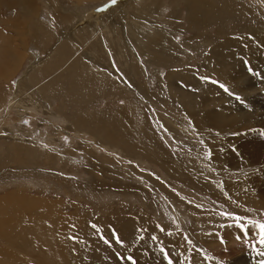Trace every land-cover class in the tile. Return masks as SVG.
I'll list each match as a JSON object with an SVG mask.
<instances>
[{"label": "rangeland", "instance_id": "rangeland-1", "mask_svg": "<svg viewBox=\"0 0 264 264\" xmlns=\"http://www.w3.org/2000/svg\"><path fill=\"white\" fill-rule=\"evenodd\" d=\"M101 1L85 0L79 9L75 0H33L39 14L35 20L51 30L47 40L42 32L20 38L8 29V20L22 22V8L14 7L13 11L1 4L0 33L4 36H0V48L7 34L16 49L19 47L14 64L20 62L7 80L0 78V196L14 191L26 197L48 198L67 205L65 213L86 214L89 230L97 239L94 251L98 256L87 253L76 259V264H132L128 259L131 255L138 264H169V260L187 264L194 255L206 258L207 264H264V59L260 54L237 53L229 42L256 34L262 43L264 0H204L216 10L202 11L205 26L187 22L183 0H127V13H116L115 20L131 18L134 23V15L156 16L154 23L160 29L152 25L150 37L157 41L123 34L120 24L112 30L110 43L124 53L117 44L130 37L134 45L147 49L150 60L134 51L109 56L100 41L88 42L92 32L87 23L92 19L73 20V11L90 10ZM119 2L122 0L108 7L112 9ZM77 42L80 48L85 47V56L88 50H97L106 57L103 65L114 62L133 85L141 84L149 94L138 96L118 81L122 77L110 66V72L90 68L75 54ZM51 45L54 50L46 57ZM168 45L174 49L168 50ZM233 54L238 64L232 66L228 63ZM231 73L232 79L226 77ZM121 107L131 111L127 128L115 122L109 129L103 115ZM203 111L222 113L223 118L235 122L220 130H198L182 120L187 113ZM92 114L96 117L91 121ZM165 159L167 167L161 165ZM5 161L9 162L3 166ZM3 168H7L5 172ZM94 179L97 189L90 185ZM6 211L3 215L10 217ZM22 221L11 226L16 241L39 236L21 230L30 222ZM78 234L71 227L66 236L83 251L91 248L88 233ZM0 247L9 248L2 241ZM195 249L205 256L192 254ZM11 250L21 263L37 264L31 254L24 258V252ZM27 250H34V246L28 245ZM9 259L0 258V264H18L17 259Z\"/></svg>", "mask_w": 264, "mask_h": 264}, {"label": "bare ground", "instance_id": "bare-ground-1", "mask_svg": "<svg viewBox=\"0 0 264 264\" xmlns=\"http://www.w3.org/2000/svg\"><path fill=\"white\" fill-rule=\"evenodd\" d=\"M90 1H94V0H86V2H90ZM132 3H140L141 0H131ZM130 1V2H131ZM146 1V0H145ZM144 1V2H145ZM148 1V0H147ZM146 1V2H147ZM58 2V1H57ZM75 2L78 5H76L75 7L77 8H81V4L80 3H85V0H75ZM172 2V1H171ZM183 2L186 4L187 8V22H192L193 24H196V26H202L204 24V21H201V16L205 15L202 13V11L207 10L213 13V11L216 12V10H213V5L209 8V5L206 4V2L204 0H183ZM127 3V0H122V2H119L117 4H115L112 9L109 8L108 6L105 8L106 11H104L105 9H103V11H100L98 9L91 7L92 9L88 10L85 9L83 11H80L78 9H76L75 11H73L74 13V18L73 20L77 19H82V18H89L92 19V21H90L89 23H87V28L90 30V32H92V36L91 38L88 40V42L90 43L91 40L92 41H100L101 45H102V50L105 51V53H107V55L111 56L110 53L113 54V52L115 53V55H117V57L120 54H124L126 52L129 51H134L135 53H144V55L142 57H148L150 60V55L149 52H147L146 48L144 47H140L137 43V45L133 44V40L130 37L128 38L126 37V42L123 41L122 44H117V47H122L124 48V53L123 50L121 51H117L116 48H114L113 44H111L110 42L113 40V32L112 30H115L114 28H116L118 25L122 24L121 26L123 28H121L120 31H123V34H127L130 33L132 34L133 38H137V39H146L149 41L151 40L152 43L156 42L157 39H153L151 36V27L152 25H155L156 29H160L158 27V25L156 23H154V19L156 18V16H154L155 14L157 15L159 13V11L154 12L155 14L153 15L154 18L149 15V16H145L142 14V16H132V19L134 20V23H132L131 18L130 21H127L126 19L123 22H118L117 20H115V15L116 13H118L119 15H122L123 12L126 14V7L125 4ZM1 4L5 7H7L9 10H13L14 7H18V8H22L21 10V14H19V11L17 14H19L22 17V22H18L19 24H16V20L10 21L8 20V23L5 24L7 26V28H11V30H14L15 33H17L18 35H32V32H42L43 35V40H47L48 37L51 36V30L48 26H45L46 24H41L40 22L36 21V14L37 13V8L34 7L33 5V0H12V2L10 1H6L0 0V6ZM151 4V3H150ZM153 4V1H152ZM147 5V4H146ZM2 6V7H3ZM56 7V6H55ZM148 7V5H147ZM152 7V6H151ZM159 7V6H157ZM150 8V7H149ZM155 8V7H154ZM215 8V7H214ZM219 8V7H218ZM111 9V10H110ZM141 9H145V8H140ZM15 10V9H14ZM13 10V11H14ZM88 10V11H87ZM218 10V9H217ZM162 11V10H161ZM221 11V9L219 10ZM225 11V10H224ZM104 12V13H103ZM106 12H109L108 14L110 16H112L110 18V20L108 19L109 15L107 16ZM214 14L216 16L219 15V18H224L220 12L219 13H215ZM223 12V11H222ZM221 12V13H222ZM105 14L104 16H101L102 14ZM148 13V12H147ZM146 13V14H147ZM197 13V14H196ZM225 13H227L225 11ZM225 13H222L223 15H225ZM16 14V15H17ZM140 14V13H139ZM14 16V17H18V16ZM220 15L222 17H220ZM229 15V14H228ZM2 16V15H1ZM19 16V17H20ZM39 16V14H38ZM206 16V15H205ZM226 16V15H225ZM114 17V18H113ZM175 17V16H174ZM204 18V16H203ZM202 18V19H203ZM207 18V17H206ZM211 18V17H210ZM214 18V17H213ZM15 19V18H14ZM216 19V17H215ZM153 20V22L151 21ZM211 20V19H210ZM220 20V19H219ZM3 21V20H2ZM87 21V20H86ZM4 22V21H3ZM31 22V23H30ZM71 24V23H70ZM32 26L33 29H31L30 27ZM188 26H190L188 24ZM205 26V25H204ZM193 28V26H191ZM107 28V29H105ZM198 28V27H197ZM88 29H86L85 32V36H87L89 33ZM105 29V30H104ZM252 29V28H251ZM34 30V31H33ZM94 30V31H93ZM43 31L46 32V34H43ZM169 31V30H168ZM256 32V31H255ZM13 33V31H12ZM166 33V32H165ZM168 35H171L172 33L168 32ZM11 34V33H10ZM107 34L110 36V38L107 37ZM14 35V34H13ZM0 36H4L3 34L0 33ZM8 35L5 34L6 41L5 39H3V43L1 42V44H3V47L0 48V72L4 71V73H0V78H3V80H7L6 77H9V74L12 71H14V67H17V64L19 65L20 60H17V62H15L14 64V52H18L19 51V47L16 49L15 45L13 44L11 39H7L9 37H7ZM97 38H93L96 37ZM149 38H145L148 37ZM173 37V35H172ZM93 38V39H92ZM152 38V39H151ZM169 39V38H168ZM20 40V39H19ZM228 40H232V39H228ZM261 40V39H260ZM257 39L256 34L252 36V38H246V37H242L240 39L237 40V42L235 41H229L232 45L236 46V50L237 53L240 54H245L248 53L251 57H255V56H261V59H264V50L260 48V46L264 47V40L261 41ZM24 41V40H23ZM15 42V41H14ZM17 45H19L22 42H16ZM19 43V44H18ZM209 43V41H208ZM23 44V43H22ZM25 46V43L23 44ZM86 45V44H85ZM1 46V45H0ZM77 50L75 51V54L81 55L82 58H84V61H86V65H91L90 68L93 69H107L108 72L109 71V66L113 68L114 70V74L118 73L122 78L118 79V81H120L123 85L128 86L130 89H132L133 91H135L138 96L140 97H144L143 95H148L149 92H147V89H145L141 84L139 85V87H137V85H133L130 78L127 77L126 73L122 70V69H117V67L115 68V65L110 61V65H103L102 63L106 62V57L103 55H100L97 50L95 49H91L88 50L87 52V56H85L83 54V51L85 52V47L80 48V44L77 42ZM84 46V45H83ZM54 45H51L49 47V50L46 53V57H49L50 54L53 52L54 50ZM97 48V47H96ZM166 49V48H165ZM168 50H172L174 49V46H170L168 45L167 47ZM87 50V49H86ZM167 50V51H168ZM219 50V49H218ZM92 51V52H91ZM169 52V51H168ZM73 53V52H72ZM138 53H136L137 55H139ZM210 53V52H209ZM208 53V54H209ZM21 54V53H20ZM86 54V52H85ZM214 54V53H213ZM211 55V54H210ZM224 55V54H223ZM226 55V54H225ZM247 55V54H246ZM218 56V55H217ZM248 56V55H247ZM141 57V56H138ZM236 55L233 54V57H229V59L231 60L228 64L231 63L232 64H238V61L236 60ZM11 58V59H10ZM209 58V57H207ZM211 58V57H210ZM17 59V58H16ZM52 59V58H51ZM121 59V58H120ZM213 59V58H211ZM156 60V59H155ZM256 60V58H255ZM102 61V63H101ZM114 61V60H113ZM124 61V60H123ZM160 61V60H159ZM210 61V60H208ZM214 61V60H213ZM40 63V62H39ZM122 63V62H121ZM209 63V62H208ZM212 63V62H210ZM216 63V62H214ZM213 63V64H214ZM130 64V63H129ZM230 65V66H231ZM145 66V65H144ZM223 66V65H222ZM233 66V65H232ZM231 66V67H232ZM35 67V66H34ZM79 67V66H78ZM87 67V66H86ZM235 67V66H234ZM141 68V67H139ZM30 69V68H29ZM64 69V68H63ZM129 71V68H127ZM146 69V68H145ZM158 69V68H157ZM220 70V69H219ZM233 70V69H232ZM235 70V69H234ZM238 70V69H237ZM28 71V70H27ZM60 70H58L59 72ZM104 71V70H102ZM112 71V70H111ZM183 71V70H182ZM228 71V69H227ZM229 71H230V67H229ZM240 71V70H239ZM238 71V72H239ZM53 73V71H51ZM106 72V71H105ZM130 72V71H129ZM176 72V71H175ZM219 72V71H218ZM224 72V69H223ZM237 72V73H238ZM241 72V71H240ZM243 72V71H242ZM57 73V72H56ZM125 73V74H124ZM229 73V72H228ZM234 73V72H233ZM70 74V73H69ZM131 74V73H130ZM129 74V75H130ZM152 74V73H151ZM236 74V72L234 73ZM242 74V73H240ZM227 75V74H226ZM237 75V74H236ZM236 75H233L234 77ZM63 76V75H62ZM66 76V75H65ZM114 76V75H113ZM171 76V74H169V77ZM229 76V77H228ZM242 76V75H241ZM32 77V76H31ZM226 77L230 78L232 77V73L231 75H227ZM26 78V77H25ZM28 78V77H27ZM224 78V77H223ZM227 78V79H228ZM236 78V77H235ZM31 80V78H29ZM28 79V80H29ZM55 79V78H54ZM226 79V80H227ZM232 79V78H230ZM36 80V79H35ZM57 80V79H56ZM58 81V80H57ZM56 81V82H57ZM60 81V80H59ZM163 81V80H162ZM169 81V80H168ZM229 81V80H228ZM91 82V81H90ZM137 82V81H136ZM45 83V82H44ZM72 83V81H71ZM74 83V82H73ZM72 83V84H73ZM165 83V82H164ZM235 83V82H234ZM238 83V82H237ZM245 83V82H244ZM75 84V83H74ZM248 84V83H247ZM251 84V83H249ZM74 86V85H73ZM161 86V85H160ZM206 86V85H205ZM23 87V86H22ZM71 87V86H69ZM161 88V87H160ZM171 88V87H169ZM203 88V87H202ZM210 88V86H209ZM252 89H255L254 86L252 85L251 87ZM31 89V88H30ZM127 89V88H126ZM140 90V91H138ZM206 90V89H205ZM20 90H18L19 92ZM33 91V89H32ZM204 91V89H203ZM28 92V91H27ZM26 92V93H27ZM20 93V92H19ZM24 93V94H26ZM31 93V91H30ZM22 94V95H24ZM36 94V93H35ZM143 94V95H142ZM15 95V94H14ZM19 95V94H18ZM17 95V96H18ZM165 94H163L164 97ZM11 96V95H10ZM15 97V96H14ZM8 100V99H7ZM16 100V98H15ZM254 100V99H253ZM257 100V99H256ZM13 101V100H12ZM11 101V103H12ZM180 101V100H179ZM184 101V100H183ZM3 102V101H2ZM10 102V101H9ZM10 103V104H11ZM18 103V102H17ZM9 104V105H10ZM192 106V105H191ZM1 107H3L1 105ZM6 107V106H5ZM223 109V107H222ZM226 109V108H225ZM194 110V109H193ZM203 110V109H202ZM246 110V109H245ZM259 110V109H258ZM187 111V110H186ZM196 111V110H195ZM256 111V110H254ZM111 112L112 113L111 115ZM240 112V111H239ZM247 112V111H245ZM257 112V111H256ZM187 113V112H186ZM238 113V112H237ZM251 113V112H250ZM116 114V115H115ZM239 114V113H238ZM241 115V113H240ZM103 116H105L106 118H108V123L107 126L109 127V129L112 128V124L115 122H122V126L121 128L125 129L127 128V118L129 116H131V111L130 108H126V107H121L118 108L114 111H108L106 114H104ZM183 116V115H182ZM244 116V115H243ZM246 116V115H245ZM96 117V114H92V116L90 115V119L92 121L93 118ZM187 117V118H186ZM184 119V117L182 118V120L184 121L185 124H191L193 127H195L198 130L201 129H205L207 127H213L215 129H221L223 126H229L232 125L235 122V119H227V118H223V114L222 113H211L209 111H203V112H194V113H187ZM225 117V115H224ZM82 119H84L83 117H81ZM247 120V119H246ZM240 122H243V120H241ZM245 122V121H244ZM242 129V128H240ZM133 131V130H132ZM193 132H195V129H192ZM10 132V131H8ZM7 131L3 132V133H7ZM2 133V134H3ZM11 133V132H10ZM122 133V131H121ZM13 134V133H11ZM198 134V132H197ZM99 135L101 136V134L99 133ZM9 136V135H8ZM251 136V135H250ZM138 137V136H137ZM190 138V137H189ZM204 138V137H203ZM254 138V137H253ZM17 139V138H16ZM19 139V138H18ZM260 140V139H259ZM263 140V139H261ZM28 143L30 141L27 140ZM242 141V140H241ZM245 141V140H244ZM250 141V140H249ZM254 141V140H253ZM252 141V142H253ZM21 142V141H20ZM251 142V141H250ZM249 142V143H250ZM255 142V141H254ZM263 142V141H262ZM35 143V142H34ZM128 143V142H127ZM245 143V142H243ZM242 143V144H243ZM247 143V142H246ZM241 144V145H242ZM253 145H256L255 143H252ZM248 145V144H247ZM255 147V146H252ZM257 147V146H256ZM241 149V148H240ZM246 149V148H244ZM253 149V148H252ZM255 149V148H254ZM211 151V150H210ZM216 152H222V151H216ZM25 153V152H24ZM230 153V152H229ZM222 153H219V155L221 157H223L221 155ZM225 153H223L224 155ZM245 155V154H244ZM216 157V156H215ZM214 157V158H215ZM229 157V156H227ZM210 158V157H209ZM203 159V158H202ZM233 159V158H232ZM238 159V158H237ZM236 159V160H237ZM159 160H161L159 158ZM176 160V159H175ZM209 160V159H208ZM224 160V159H223ZM221 160V161H223ZM179 161V160H178ZM219 160H216V162ZM9 161H5L3 162V166H5ZM155 162V161H154ZM157 162V161H156ZM226 162V160H225ZM45 163H48V161H45ZM179 163V162H178ZM246 163V162H245ZM160 164V163H159ZM158 164V165H159ZM164 164L167 167V161L166 159L164 161L161 162V165ZM180 164V163H179ZM193 164V163H192ZM219 164V162H218ZM233 164V162H232ZM239 164V163H238ZM248 164V163H247ZM51 164H49L50 166ZM53 165V163H52ZM173 165V164H172ZM196 165V164H195ZM194 165V167H195ZM227 165V164H226ZM198 166V165H197ZM164 167V169L166 168ZM236 167V166H234ZM241 167V166H240ZM172 168V167H171ZM221 168V167H220ZM219 168V169H220ZM7 168H3L2 170H6ZM167 169V168H166ZM170 169V167L168 168ZM167 169V170H168ZM179 169V168H178ZM11 170V169H10ZM184 171V169H182ZM247 170V169H246ZM5 172V171H4ZM169 172V171H167ZM170 172L172 173H176L174 170L170 169ZM169 172V173H170ZM179 172V171H178ZM182 172V171H180ZM11 173V172H10ZM184 173V172H183ZM175 175V174H174ZM70 182V181H69ZM241 182V181H240ZM203 183V182H202ZM208 183V182H207ZM209 184V183H208ZM211 184V183H210ZM237 184V183H236ZM240 184V183H239ZM238 184V185H239ZM242 184V183H241ZM91 187L93 189H97L98 188V181L96 179H94L92 181V183L90 184ZM206 186V185H205ZM243 186V185H242ZM248 186V185H247ZM111 187V186H110ZM212 187V186H211ZM235 187V186H234ZM113 188V187H112ZM23 189V188H21ZM25 189V187H24ZM18 191V190H17ZM221 191V190H220ZM7 193V192H6ZM22 194V192H21ZM24 195V194H22ZM20 194H17V192L15 193L14 191L8 192L7 194L1 195L0 196V241L4 242L5 246L9 247L8 249H4L3 247H0V258L2 259V257H8L10 259H17V263L18 264H28V262H20L18 260V258L15 257L14 254H12V250H17V252H24V258H26L28 256V254L33 256V259L37 260V264H52V262L54 261L55 264H76V259L78 260V258H80V256H85L87 253H91V254H95L94 256H98L97 251H94V246L95 243L97 241L96 238L93 237L92 232L89 230V226L86 223L87 221V216L86 214H81L79 216H77L76 214L73 213H65L63 210L65 207H67V205H63V204H58V202H51V200L44 199V198H37V197H26V196H22ZM26 195V194H25ZM264 198V197H263ZM53 200V199H52ZM255 200V199H254ZM64 207V208H63ZM7 210L6 212H10L9 215H11L10 217H7L5 214L3 215L4 211ZM73 212V211H72ZM37 213V215H35ZM75 213V212H74ZM22 220H29V225L28 226H21V230H23L25 233L32 231V232H36V234L39 233V236H35V237H19V239H17L16 241V237L15 235H13V229H11V226H13L14 223H21L23 222ZM85 220V221H84ZM97 221V220H96ZM99 221H101L99 219ZM109 221V220H108ZM101 223V222H100ZM25 224V223H24ZM95 226V225H94ZM150 226V225H149ZM4 227L6 229H4ZM24 227V228H22ZM71 227L75 228V232L81 233V235L86 236L88 233V235L86 237H91L92 240L90 243L91 248H85V250L83 251V249L79 246L77 247V244L74 243L75 241H73V243L71 242V240L66 236L67 232L71 229ZM126 227V226H125ZM93 228V227H92ZM106 228V227H105ZM108 230V229H107ZM38 231V232H37ZM128 231V230H127ZM91 232V234H90ZM130 232V231H129ZM109 234V233H107ZM79 235V234H78ZM106 235V234H105ZM201 235V234H200ZM226 235V234H225ZM107 236V235H106ZM201 237V236H200ZM14 240V242H13ZM174 240V238H173ZM41 241V243H40ZM172 241V240H171ZM100 242V241H99ZM46 243H48V245H46ZM33 245L34 246V250H27V246L28 245ZM171 244V243H170ZM36 245V248H35ZM87 246V245H85ZM124 246V244H123ZM122 246V247H123ZM172 249V248H171ZM27 250V251H26ZM97 250V249H96ZM31 252H35V253H31ZM28 253V254H27ZM14 255V256H13ZM90 255V254H89ZM128 255V254H127ZM195 257L192 260H189L187 262V264H207L208 261L206 258L200 257L199 255H194ZM199 256V257H198ZM193 257V256H192ZM72 258V260H71ZM9 259V260H10ZM31 259V258H30ZM141 262V261H140ZM243 262V261H242ZM86 263V262H85ZM144 263V262H143ZM30 264V263H29ZM99 264H107L105 262H99ZM126 264V263H123Z\"/></svg>", "mask_w": 264, "mask_h": 264}, {"label": "snow or ice", "instance_id": "snow-or-ice-1", "mask_svg": "<svg viewBox=\"0 0 264 264\" xmlns=\"http://www.w3.org/2000/svg\"><path fill=\"white\" fill-rule=\"evenodd\" d=\"M112 2H113V3H116V0H112ZM204 79H207V78H204ZM213 83H217V82L213 81ZM220 87H221V88H224V85L221 84ZM225 91H227V89H225ZM116 239H117V242H118V243H121V241L119 240L118 237H117ZM154 239H155V237H154ZM105 242L107 243L108 241H105ZM161 251H163V249H162ZM128 259L132 262V264H135V261L132 260L131 257H128ZM169 264H172V261H171V260H169Z\"/></svg>", "mask_w": 264, "mask_h": 264}, {"label": "water", "instance_id": "water-1", "mask_svg": "<svg viewBox=\"0 0 264 264\" xmlns=\"http://www.w3.org/2000/svg\"><path fill=\"white\" fill-rule=\"evenodd\" d=\"M112 0H105L103 1L102 3L98 4L97 8L100 10V9H104L106 8L107 6H109L110 4H112Z\"/></svg>", "mask_w": 264, "mask_h": 264}]
</instances>
